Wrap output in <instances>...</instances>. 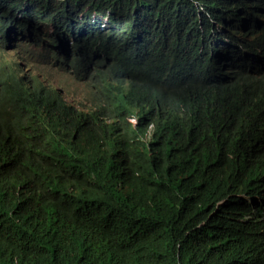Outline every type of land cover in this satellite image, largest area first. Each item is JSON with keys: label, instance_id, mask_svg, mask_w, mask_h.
Returning a JSON list of instances; mask_svg holds the SVG:
<instances>
[{"label": "trees", "instance_id": "1", "mask_svg": "<svg viewBox=\"0 0 264 264\" xmlns=\"http://www.w3.org/2000/svg\"><path fill=\"white\" fill-rule=\"evenodd\" d=\"M148 1L4 0L5 16L109 10L137 27L117 38L135 73L97 66L75 104L0 61V264H264V74L155 81L229 4ZM28 154L50 159L34 177Z\"/></svg>", "mask_w": 264, "mask_h": 264}, {"label": "clouds", "instance_id": "2", "mask_svg": "<svg viewBox=\"0 0 264 264\" xmlns=\"http://www.w3.org/2000/svg\"><path fill=\"white\" fill-rule=\"evenodd\" d=\"M181 1L184 2V0ZM225 1L229 4L228 9L222 14L220 20L209 21L211 18L207 19L206 30L201 42L182 46L169 58L171 66L169 74L166 75L165 72L158 75L150 74L155 81L171 82L194 79L202 82L212 80L219 83L235 81L241 73L264 74V0ZM176 2L182 8L185 6L186 10L201 8V0ZM193 2L196 7L187 6ZM158 3L159 0H151L148 1L146 7L156 9L155 6L159 5ZM3 10H5V2L0 0V46L6 49L18 48L19 52H16V55H29L31 51L33 55H37L34 52L39 51L48 55H60V61L56 59L55 61L70 66L74 71V77L94 76L95 78L89 81H96L99 86H102V82L95 74H90L97 66H100L104 72L105 67L108 66L110 74L117 75L118 80L123 83H126L131 74L135 73L133 69L124 64L117 52V38L121 36L120 33L126 28L135 30L137 27L131 24V20L113 17L109 10L75 12L65 9L66 13L71 15L61 17L56 11L54 14L53 10L33 11L31 7L25 10L11 9L9 11L12 15L7 16L1 14ZM256 10L260 15V23L256 20ZM183 20L185 17L178 10L176 21L180 23ZM113 32H118V34L113 35ZM137 42H142V45L148 44L146 39L144 40L141 35L137 34L129 39L127 45L133 48ZM138 54L139 52L127 53L131 57ZM48 55L42 57L52 58ZM6 59L13 60L17 64L21 78L25 76L21 73L20 62L0 53V61ZM45 60V64H51L48 59ZM60 67L65 70L64 66ZM29 80L40 83L52 94L65 97L63 93L47 87L48 85H44L31 75L23 79L25 82ZM2 94L0 89V97ZM2 111L3 108H0V112ZM49 160L44 155L29 156L28 154L20 156L17 164L21 166L26 176L34 177L47 165ZM52 162L61 163L55 160Z\"/></svg>", "mask_w": 264, "mask_h": 264}, {"label": "rangeland", "instance_id": "3", "mask_svg": "<svg viewBox=\"0 0 264 264\" xmlns=\"http://www.w3.org/2000/svg\"><path fill=\"white\" fill-rule=\"evenodd\" d=\"M16 52H19L16 47L6 49L0 46V53L7 57H13L17 62L21 63V73L25 75L22 77L24 80L27 75H31V77L44 85H48L47 87L63 93L69 103H74L83 96L89 95V91L93 89L89 80L94 79V76L77 78L74 77V71L70 66L67 64L62 65L60 62L55 61L54 58L33 55L32 51L29 55H16ZM45 59H48L51 64H45ZM60 66H64L65 70Z\"/></svg>", "mask_w": 264, "mask_h": 264}, {"label": "bare ground", "instance_id": "4", "mask_svg": "<svg viewBox=\"0 0 264 264\" xmlns=\"http://www.w3.org/2000/svg\"><path fill=\"white\" fill-rule=\"evenodd\" d=\"M255 15H256V20H257V22H259L260 23V15H259V12L256 10L255 11ZM256 27L258 28V26L256 25ZM247 44H249V42L247 43ZM15 73H17V71H15ZM16 80H23L22 78L20 79L19 78V76H16Z\"/></svg>", "mask_w": 264, "mask_h": 264}]
</instances>
